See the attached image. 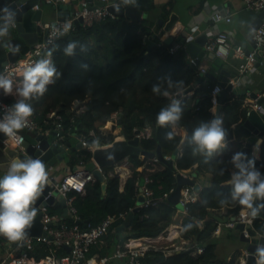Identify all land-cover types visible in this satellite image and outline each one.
Masks as SVG:
<instances>
[{
    "label": "trees",
    "instance_id": "trees-1",
    "mask_svg": "<svg viewBox=\"0 0 264 264\" xmlns=\"http://www.w3.org/2000/svg\"><path fill=\"white\" fill-rule=\"evenodd\" d=\"M119 3L123 7L132 5H125L123 0ZM136 4L145 12L154 7L151 0H136ZM71 6L72 11L78 9L75 3ZM153 26L148 19L138 22L127 17H113L89 27L80 26L59 36L46 52H51V61L61 75L55 83L47 86L43 96L30 101L34 108L32 118L43 129L49 130L60 122L62 132L68 138L74 129L73 132L77 134L93 130L96 136L88 141L96 146L109 145L116 136L130 140L134 138L135 130L150 126L152 136L140 140V146L144 150L154 151L160 145L164 156H172L175 151L180 150V155L175 159L177 172L209 173L211 181L209 186L195 192V201L185 204V216L181 222L180 236L202 246V252L192 254V250H181L166 256L161 250L150 249L140 258V264H226L216 256L215 231L218 223L213 215H221L219 211L224 209L223 216L232 217L243 208L239 204L220 203V199L231 192V185L228 183L233 170L229 163L231 157L220 158L213 155L205 158L199 154L194 155L193 146L187 139L201 121L208 122L214 118L211 111V89L216 83L206 80L205 84L202 82L194 86L191 92L184 93L198 75L197 66L187 59L184 49L170 53L171 45L163 43L158 36L152 38L154 31H157ZM162 31L157 32L162 35ZM149 40L154 43L150 48L147 47ZM73 41L77 42L74 55L67 56L64 49ZM19 45L16 48H21L23 55L27 47ZM168 80L183 81V84L180 88H168ZM154 85L160 86L161 94L152 91ZM164 91H168L169 95H163ZM179 93L181 95L175 98ZM174 99L180 101L182 118L175 127H160L156 121L157 114ZM6 100L13 104L16 102L13 97ZM76 104L84 106L78 115L73 109ZM116 112L119 116L113 130L117 129V134L101 130ZM246 112L247 107L243 106L240 99L223 102L221 117L227 132L233 124L244 119ZM50 114H55V117H50ZM181 129L187 132V138L183 142ZM168 132L173 133L172 139H166ZM241 147V144H237V152H241ZM244 154L264 174V138L257 152L251 150ZM91 157L92 154H88V160L95 167ZM75 163L73 159L70 166ZM120 165L131 171L122 190L120 178L116 174L110 175L113 167H103L101 171L106 183L104 194L97 179L86 186L85 194L69 193L73 198L78 220H90L88 224L92 226L108 215L125 213L124 218L118 219L103 236L102 242L90 248L88 256L111 255L118 236L122 233L124 236L121 242L156 238L175 221L177 207L167 201L165 194L176 186V171L159 161L135 155L122 160ZM141 167L142 170L138 171ZM225 168L224 174L220 175ZM142 176L148 179L147 187L151 191V197L147 205L144 203L137 208L138 183ZM49 211L63 215V206L55 201L49 206ZM64 220L72 222L69 216L64 217ZM188 224L193 227L185 231ZM35 250L37 258L48 251L43 245H35ZM116 260L122 259H112L110 264L116 263Z\"/></svg>",
    "mask_w": 264,
    "mask_h": 264
},
{
    "label": "built area",
    "instance_id": "built-area-1",
    "mask_svg": "<svg viewBox=\"0 0 264 264\" xmlns=\"http://www.w3.org/2000/svg\"><path fill=\"white\" fill-rule=\"evenodd\" d=\"M51 2L52 5L57 6L58 4L71 5L73 3L78 5V9L72 11V16L70 19H65L63 21H56V23L48 28V33L46 37L38 41L33 48L27 50L19 59L15 62H9L6 66L0 68V75L6 76L12 79L13 84L19 86L22 81V69L30 64H34L40 59L50 58L46 53V49L55 42V40L61 36L59 35L57 29L63 31L65 23H69V20H73L77 17H81V25L83 27L91 26L93 23L105 20L107 18H113L114 16L106 9V7H98L90 5L85 1L79 0H47ZM244 6L254 12H264V0H242ZM120 5L119 2H115ZM211 23L208 28L205 29V34L208 37L206 44L204 45L205 52L213 53L215 58L226 60L233 52V55L239 54L243 55V51L240 46H233L231 34L225 30L217 29V23L225 20L229 22L231 20V14L227 8H219L218 10L211 12L210 14ZM72 27L68 29L67 33L72 32L76 26L75 22H70ZM249 37L254 41V50L245 56V62L240 64L238 68V75L240 77L248 76L247 72L250 71V64L253 63L257 57L258 51L264 52V23H261L259 27L255 28L252 25L248 27ZM159 35L156 34V37ZM160 38V37H159ZM161 39V38H160ZM162 40V39H161ZM163 42V40H162ZM185 49V46L180 42L172 43L169 47V52L174 53L179 49ZM201 72H205L201 70ZM238 77V78H240ZM243 77V78H244ZM245 79V78H244ZM239 80V79H238ZM236 79H229V83L232 86H236ZM222 91V88L215 84L211 89V102L212 106L218 104V95ZM175 98L176 97L175 95ZM176 100V99H174ZM13 103L8 102L5 96L0 93V118L7 111V107H10ZM74 112L78 115L84 106L76 104L74 106ZM254 109L257 111L262 110L261 106L253 102L247 108L246 116L249 114L250 110ZM119 113H113L110 119L112 126L115 125V120L118 118ZM50 117H55V114H50ZM57 120H60L57 117ZM55 128L52 130L43 129L38 123L32 118H29L28 126L21 130L18 135L23 137L22 143L27 139L25 133H32L35 136L42 134L48 137L52 145L62 146L59 144L61 138L66 137L62 132V126L60 122L55 124ZM75 130V129H74ZM70 133V135H79V142L81 144L79 151L74 155L75 164L74 167L66 172H59L58 169L52 166H46V171L49 176L50 187L56 189L58 193L65 199L67 215L72 218V222L68 223L64 220V215H59L56 213H51L49 211L48 204H42L39 206L37 214L40 213V221L42 223V230L45 235L39 236H26L23 241L19 242H7L1 239L0 236V249L4 250L3 256L0 258V264H108L112 259H120L126 257L124 264H140V258L150 250L149 247L140 245V243H135L133 240L129 239L126 242H119L116 244L114 252L110 257H97L88 256L90 248L97 245L103 236L107 234L113 224L121 218H124L125 213H119L117 215H108L104 217L98 224L90 225L87 224L85 228L81 227L77 221L76 209L73 205V198L69 195L70 192H75L79 194H85L86 186L96 180L95 176L88 168V154H92L94 149L99 147L94 144L89 143L88 139L95 138V132L90 130L84 134H77L75 132ZM56 132L55 136L50 135V133ZM139 140L143 138H150L152 136V129L150 126L144 127L142 130H135V134ZM264 136V135H263ZM116 138V137H115ZM6 143L13 146L19 147L22 143H15L6 136ZM64 148V147H63ZM259 148V147H258ZM76 151V150H75ZM180 155V150L177 151L176 157ZM170 157V156H165ZM175 157V159H176ZM120 167H125L124 165H116L113 167L114 171L110 172V175L118 174ZM104 176V174H103ZM105 180V177H104ZM148 179L145 178L144 185L139 189L141 194L145 197V204L147 205L150 201L151 191L147 187ZM173 191V189L165 194V197ZM193 191L191 187H183L181 189V195L179 198V206L183 207L188 203L187 198L190 197L189 193ZM51 191L43 198L47 200ZM58 201V200H55ZM54 201V202H55ZM34 207H36L34 205ZM37 209V207H36ZM249 211V210H248ZM239 217V212L238 215ZM240 219V218H239ZM252 218L248 212V219H240L244 223H249L252 225ZM234 222H228L227 227L233 228ZM218 230L215 231L217 233ZM168 238V237H167ZM35 245H43L48 250L47 253L40 258L35 256ZM66 247L70 249L67 250ZM192 254H197L202 252V246L192 245ZM183 248L175 246L168 250L156 249L157 251L166 253H173L177 250H182ZM155 250V249H153ZM184 250V249H183ZM187 250V249H185Z\"/></svg>",
    "mask_w": 264,
    "mask_h": 264
},
{
    "label": "water",
    "instance_id": "water-1",
    "mask_svg": "<svg viewBox=\"0 0 264 264\" xmlns=\"http://www.w3.org/2000/svg\"><path fill=\"white\" fill-rule=\"evenodd\" d=\"M93 5L104 6L107 5L108 11L114 17H127L131 20L140 22L143 19L147 18V14L143 13V11L138 6L129 5L127 7L119 8V11H116L114 5L111 1L107 0H86ZM8 8L9 12L13 13V18L15 20L14 26H10L8 30V39H12L14 42V33L18 36L19 39L23 41V43L28 48H33L35 44L40 40V34L42 32L41 22L45 16L50 15L52 12H55L59 9V12L56 13V20L51 22L50 26L54 25L56 21H61L63 19L68 18L71 14L67 11V4H58L57 6L50 5L47 0H0V10ZM4 13L0 11V17H2ZM257 16H264V12H258ZM176 16L171 15L169 20L163 25L162 20H159V27L166 33L171 31L172 25L176 23ZM81 18L75 22L76 28L80 27ZM253 27L257 28L260 26L259 22H254L251 24ZM206 26H201L196 29L190 27H184L180 30H176V35H179L180 39L178 40L181 44L185 46L186 53L192 59L193 63L196 66H199L202 58L214 60L215 57L213 53L205 52L204 45L208 40V37L205 34ZM45 34L48 33V29L43 30ZM156 37V34L152 35V38ZM173 36H168L164 39V43L167 45H171L173 43ZM250 44L254 45V41L252 38L248 41ZM154 45V43L149 40L147 47L150 48ZM13 48H9L7 44L0 43V68L6 66L9 62H15L22 55V51L20 48H17L16 51L12 50ZM251 52L246 50L244 56H248ZM257 58L263 57L264 52L258 51ZM238 74L236 72H231L228 70V65H221V69L219 75L214 76L209 72H201L199 71L196 76L192 86L187 88L184 93L191 92L193 87L202 83L203 79L214 82L222 88V91L218 95V104L215 106V117L219 116L221 107L223 102L228 100L231 95L237 96L238 94H246V90L240 89L238 85L232 86L229 83V79L238 80ZM181 94L179 93L176 97H179ZM251 99L254 100L256 104L261 106L264 109L263 98L258 96V93L251 92L248 94ZM52 136L56 135V132L51 133ZM264 135V112H260L254 109H251L249 114L244 117V119L235 124V126L231 127L228 130L227 142L229 141H237V143L241 144V152L248 153L251 150L257 152L258 147L254 146L259 142V138H262ZM79 139V135L76 137ZM6 135L0 133V176H2L7 168V165L13 159L20 158L25 159L28 157L31 158H39L41 159L45 166H54L59 164L63 160V154L60 151L59 146L52 145L49 138L43 136L42 134H38L35 137L34 142H30L27 139L19 146L13 147L6 143L5 141ZM184 139V135L182 136V140ZM59 144L69 149L71 152L80 149V142H76L74 145L69 142L68 137H63L60 139ZM177 151H175L172 156L165 157L162 154L160 145L156 146L154 151L144 150L140 146V140L134 136V138L130 140L126 139H115L111 144L105 146H99L94 149L92 153V159L95 163L96 167L91 170L95 178L101 183L102 193L104 194L106 183L104 180V176L102 174L101 169L103 167H115L122 160L127 159L128 157L135 155L139 158H148L150 160L159 161L162 164L169 167L172 171H176V186L173 191L168 195L167 201L177 208L180 207L178 204L181 189L183 187H191L195 192H198L199 186L186 174L182 172H177L176 165L174 162V158L176 157ZM51 191L47 200H43V198ZM55 200H58L63 209V215H67V208L65 199L58 193L56 189L50 187V183H48L41 196L37 199L35 206L37 207V211L39 206L42 204H48L49 206L54 203ZM145 202V197L140 195L136 201L137 208L143 205ZM255 207V204H254ZM214 220H216L220 225H227L228 222H234V227L230 229V237L229 240L234 242L237 245V253L239 254V262L241 264H256V248L258 245H264V210L258 214L255 219L252 220V225L249 223H244L239 219V217H220L217 215L213 216ZM90 220L85 221H77V223L85 228ZM43 226L40 221V213L36 215L34 218L32 227L27 229L26 236H39L45 235V232L42 230ZM69 250V247H66Z\"/></svg>",
    "mask_w": 264,
    "mask_h": 264
},
{
    "label": "clouds",
    "instance_id": "clouds-1",
    "mask_svg": "<svg viewBox=\"0 0 264 264\" xmlns=\"http://www.w3.org/2000/svg\"><path fill=\"white\" fill-rule=\"evenodd\" d=\"M125 5L137 6L136 0H123ZM116 11L120 6L114 5ZM4 13L0 17V38L8 35L10 26H14L13 13L8 8L0 10ZM72 27L71 23H65L63 31L57 29L59 35L67 33ZM77 42H70L64 49L67 56L74 55ZM13 51L17 49L13 48ZM51 56V52L47 54ZM22 81L15 88L16 102L0 118V133L19 144L23 137L18 133L28 126L29 118L34 113L31 100L44 95L47 86L55 83L61 73L57 70L50 58L40 59L34 64L25 66L22 70ZM168 88H180L183 81H167ZM0 89L5 95L13 94L12 79L0 75ZM152 91L161 94L159 85H154ZM163 95H169L164 91ZM182 118V108L179 100H173L167 107L161 108L156 121L160 127H175ZM227 129L224 127L222 117L216 116L208 122L201 121L192 131L191 137L185 138L193 146L194 155L199 154L210 158L227 147ZM173 133H166V139H172ZM233 170L228 183L231 192L227 197L220 199L221 205L229 203L239 204L249 210L252 218L258 216L264 210V174L256 167L255 162L248 159L242 152L231 156L229 161ZM222 169L220 175L224 174ZM49 183L48 172L44 162L39 158L13 159L7 165L5 173L0 176V236L10 242L23 241L26 238V230L32 227L37 209L34 207L41 196L45 186ZM255 204V207H254ZM239 212V211H238ZM238 215V213H237ZM192 224L185 226L187 231ZM256 264H264V245H258L255 253Z\"/></svg>",
    "mask_w": 264,
    "mask_h": 264
},
{
    "label": "crops",
    "instance_id": "crops-1",
    "mask_svg": "<svg viewBox=\"0 0 264 264\" xmlns=\"http://www.w3.org/2000/svg\"><path fill=\"white\" fill-rule=\"evenodd\" d=\"M111 1L112 4L117 5L115 2H120L121 0H107ZM154 7L150 11H143V13L147 14V18L151 23L154 24V28L157 29L158 32L162 31V28L159 27V20H162L163 25L169 20L171 15H175L176 23L172 25L171 31L168 33L161 32L162 35H159V37L164 41L168 36H173V43L179 42L180 39L179 35H176L175 31L180 30L184 27H190V28H198L201 26H206L208 28L210 26L211 20H210V14L211 12H214L218 10L219 8H227V10L231 14V20L229 22H226L225 20H222L218 22L217 29L219 30H225L228 31L231 34L232 38V44L233 46H240L243 55H233L232 54L226 59V60H220L218 58H215L213 61L209 59L202 58L200 61L199 66H197L198 73L200 70H204L206 72H209L213 74L214 76L219 75L221 65L227 64L228 70L231 72H236L238 74V68L240 64L245 62V56L244 53L246 50H249L252 52L254 50L253 44H250L248 41L250 39L248 27L254 23L259 22L264 23V16H257L258 12L251 11L247 9L242 0H151ZM51 5V2H48ZM91 4V3H90ZM120 8H123V6L119 5ZM70 14L72 13V6L68 5V10ZM59 12V9H57L55 12H52L50 15L45 16L43 18V21L41 22L42 32L40 34V40H43L46 37V34L43 30H46L50 27L51 22L56 20V13ZM142 21V20H141ZM140 21V22H141ZM156 30L154 31V34L158 33ZM14 42L12 39H8V36H5L3 38H0V43H5L9 48H16V45H19L23 48H25V44L21 39L18 38V36L14 33ZM164 43V42H163ZM27 47V46H26ZM21 49V48H20ZM30 48L27 47V50ZM47 53V52H46ZM24 54V53H23ZM22 56V55H21ZM187 59L193 63L190 56L187 55ZM248 76L246 77H240V74L238 75L240 78L237 81V84L240 89L246 90V94H238L237 96L231 95L229 100H241L243 103V106L247 107L250 106L254 100L250 98L248 94L251 92L258 93V96H261L264 100V58L260 57L257 58L253 63L250 64V71L247 72ZM206 79H203V83L205 84ZM18 87L17 85L13 84V94L8 96L3 93V90L0 89V93H2L5 96V99H8L10 97L15 98L16 100L18 97L15 95V88ZM264 105V102H263ZM223 108V104L219 113V116L221 117V111ZM212 113L214 114L215 118V106H212L211 108ZM260 112H264L263 110H260ZM107 123H110L108 121ZM238 125V123L236 124ZM233 127L235 124L232 125ZM102 130L108 131L106 127H102ZM182 130V136L184 135L185 139V133H187L184 129ZM35 135L32 133H27L26 138L30 142H34ZM76 134L71 135L69 138V142H71L73 145L79 141V139L76 138ZM264 136L262 138H259V142H257L256 145L259 147L260 143L262 142ZM115 139H124L122 136H116ZM182 140V142L184 141ZM237 141H229L227 142V147L222 150L221 152L214 154V157H220L224 158L225 156L231 157L233 154L237 153ZM259 149V148H258ZM61 153L63 154V160L61 163L56 164V169H58L59 172L63 173L71 168L74 167L70 166V162L74 159V155H76L77 151L71 152L67 148L60 149ZM254 151V150H253ZM258 151V150H257ZM255 152V151H254ZM90 162V160H87ZM93 161V159H92ZM175 162V158H174ZM96 167V166H95ZM93 167V169L95 168ZM141 168H138V171H141ZM113 172V171H112ZM119 178H120V190H122L123 185L125 181L131 176V171L126 167H120L118 170ZM186 174L189 178H191L198 186L199 189L203 187H207L210 185L211 181V175L209 173H201V174H190V173H183ZM144 176H142L139 180V189L144 185ZM193 189V188H192ZM141 193H139L140 195ZM138 195V196H139ZM188 200L190 202H193L196 200V193L195 191H191L189 193ZM64 209V207H63ZM221 215H217L220 217H228L223 216L225 214L224 209H221L219 211ZM213 215V216H214ZM185 216V209L183 207L177 208V213L175 215V221L173 224L169 225L164 232L159 235L156 238H140V239H131L135 243H140V245L147 246L150 249H163L168 250L175 246H179L183 248L184 250H193L192 245H194L191 241V239H184L180 236L182 231V219ZM216 221V220H215ZM230 229L226 225H220L218 223L217 229L218 232L216 233V256L218 260H221L225 262L226 264H241L239 262V254L236 251L237 245L229 240L230 237ZM124 234L122 233L120 236H118V239L116 241V244L121 242V239L123 238ZM168 237V238H167ZM3 241L7 242V239L5 237H2ZM129 240V239H128ZM127 240L123 241L126 242ZM102 242V241H101ZM225 249V252L222 255H219L218 252L220 249ZM115 249V247H114ZM182 249V250H183ZM114 252V250H112ZM181 250H177L179 252ZM112 252V254H113ZM193 252V251H192ZM4 250L0 249V258L3 256ZM109 255L108 257L112 256ZM172 253H166V256L171 255ZM93 256V255H92ZM97 256V255H94ZM98 257V256H97ZM100 258V257H99ZM122 260H116L113 264H124L126 261V257L121 258ZM111 261V260H110ZM120 261V262H119ZM110 264V262L108 263Z\"/></svg>",
    "mask_w": 264,
    "mask_h": 264
},
{
    "label": "bare ground",
    "instance_id": "bare-ground-1",
    "mask_svg": "<svg viewBox=\"0 0 264 264\" xmlns=\"http://www.w3.org/2000/svg\"><path fill=\"white\" fill-rule=\"evenodd\" d=\"M79 1H85V2H87V3H89L90 4V2H88V1H86V0H79ZM90 5H93L92 3L90 4ZM114 5V4H113ZM93 6H98V5H93ZM98 7H106V9H107V5H104V6H98ZM71 16H72V14H71ZM70 16V17H71ZM70 17H68L67 19H70ZM79 18H81V17H77V18H75V19H73V20H69L70 22H76L77 20H79ZM63 20H65V19H63ZM63 20H61V21H63ZM144 20V19H143ZM89 27V26H88ZM158 35H160V33H157ZM206 44V43H205ZM254 46V45H253ZM219 59V58H218ZM220 60H222V59H220ZM262 108V107H261ZM262 110H263V108H262ZM110 125V123H107V126H109ZM101 130H102V128H101ZM50 135H52L51 133H50ZM91 159H92V157H91ZM88 160V159H87ZM52 167H55L56 168V166L54 165V166H52ZM103 174V173H102ZM139 193H141L140 192V190H139ZM140 195H142V194H140ZM139 195V196H140ZM143 196V195H142ZM167 198V197H166ZM187 200H188V198H187ZM188 202H190L189 200H188ZM178 204H179V201H178ZM248 209H246V208H241L240 210H239V218L240 219H248ZM217 222V221H216ZM218 223V222H217ZM257 259V258H256Z\"/></svg>",
    "mask_w": 264,
    "mask_h": 264
},
{
    "label": "rangeland",
    "instance_id": "rangeland-1",
    "mask_svg": "<svg viewBox=\"0 0 264 264\" xmlns=\"http://www.w3.org/2000/svg\"><path fill=\"white\" fill-rule=\"evenodd\" d=\"M105 127H106V129L108 130V131H112L114 134H117V129H115V130H113V126H112V123L110 122V125L109 126H107V123H106V125H105ZM104 131V130H103ZM50 140H52V137H51V139ZM122 162V161H121ZM120 162V163H121ZM119 163V164H120ZM93 163L92 162H90V163H88L87 165H88V168L90 169V170H92V167H93V165H92ZM113 171H114V169H113ZM244 208V207H243ZM225 252V249H223V248H221L220 249V251L218 252V254L219 255H222L223 253Z\"/></svg>",
    "mask_w": 264,
    "mask_h": 264
}]
</instances>
